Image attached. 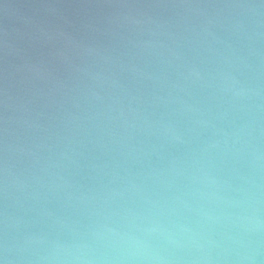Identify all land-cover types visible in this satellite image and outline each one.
<instances>
[{
    "label": "water",
    "instance_id": "1",
    "mask_svg": "<svg viewBox=\"0 0 264 264\" xmlns=\"http://www.w3.org/2000/svg\"><path fill=\"white\" fill-rule=\"evenodd\" d=\"M3 264H264V0H0Z\"/></svg>",
    "mask_w": 264,
    "mask_h": 264
},
{
    "label": "clouds",
    "instance_id": "2",
    "mask_svg": "<svg viewBox=\"0 0 264 264\" xmlns=\"http://www.w3.org/2000/svg\"><path fill=\"white\" fill-rule=\"evenodd\" d=\"M0 264H3V262H2V261H0Z\"/></svg>",
    "mask_w": 264,
    "mask_h": 264
}]
</instances>
